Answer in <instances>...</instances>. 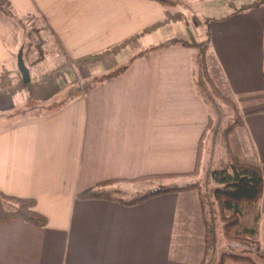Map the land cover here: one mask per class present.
I'll return each instance as SVG.
<instances>
[{
  "label": "crops",
  "instance_id": "crops-1",
  "mask_svg": "<svg viewBox=\"0 0 264 264\" xmlns=\"http://www.w3.org/2000/svg\"><path fill=\"white\" fill-rule=\"evenodd\" d=\"M8 2L42 36V47H28L32 67L39 64L34 49L58 55L60 66L41 80L26 64V29L0 12V193L33 199L48 221L43 228L0 222V264H199L204 226L197 193L164 194L134 206L77 197L101 182L126 186L194 170L208 117L196 86L198 44L205 41L212 82L244 116L230 136L234 154L259 165L264 180V4L209 18L200 42L176 31L182 20L166 22L176 8L154 0ZM128 39L134 40L116 55L73 64ZM169 40L179 42L136 58L93 88L83 90L62 73L84 80ZM20 51L35 84L30 101L18 87ZM190 179L171 177L162 186ZM254 208L264 221V182Z\"/></svg>",
  "mask_w": 264,
  "mask_h": 264
},
{
  "label": "trees",
  "instance_id": "trees-1",
  "mask_svg": "<svg viewBox=\"0 0 264 264\" xmlns=\"http://www.w3.org/2000/svg\"><path fill=\"white\" fill-rule=\"evenodd\" d=\"M162 5V7L173 9L176 7L175 0H154ZM264 4V0H250V2L242 3L236 6L231 2V8L235 11L247 10L249 8L258 7ZM0 12L8 17L18 21L19 19L13 12L8 0H0ZM181 13L176 12L169 14L166 22L182 20ZM153 26L146 31H151ZM135 39V37H134ZM134 39H128L118 45L110 47L105 51L93 55H87L74 61L75 66L87 65L99 62L102 58L116 55L128 42ZM179 42L178 40H169L158 45L151 46L138 54L129 58L124 65L114 68L109 72L94 76L87 81L85 89L93 88L110 78H113L125 71L129 64L138 57L147 55L148 53L162 49ZM199 54L196 58L198 76L196 78V86L200 96L204 99L208 108V117L206 127L200 137L198 152L196 155L195 167L191 173L181 175H156L141 177L132 181L140 182L151 179L171 178V177H192L195 181L184 186L177 187H159L151 189L143 193H132L129 197H117L114 190L110 186L120 181L101 182L94 187L86 190L78 195L80 200H113L125 206H134L145 202L151 198L172 193H189L198 194L199 205L201 210L202 222L204 226V253L199 264H232L245 263L255 264L250 257L240 256L234 253H221L218 255L217 246L221 240L226 244H249L251 230L246 229L242 224L241 207L256 206L262 198L263 192V175L259 165L251 162L239 161L234 155V149L230 140L233 131L243 124L244 116L240 112L237 104L233 99L224 94L220 88L212 82L207 62L206 50L208 42L198 44ZM53 73L46 75L42 80L52 77ZM35 84L29 83L23 85L19 82L18 87L24 88L28 94V100L32 99V91ZM217 104L224 106L231 112L232 122L223 127L220 133L219 120L220 116L216 113ZM220 135L222 146L226 151L228 164L220 169H211L206 173L204 181H202L203 161L205 157V147L207 141L212 136ZM204 185L208 187V191L204 190ZM22 221L33 226L43 228L48 221L45 216L35 210V202L33 199H24L8 196L0 193V222ZM219 234V238H218Z\"/></svg>",
  "mask_w": 264,
  "mask_h": 264
},
{
  "label": "rangeland",
  "instance_id": "rangeland-1",
  "mask_svg": "<svg viewBox=\"0 0 264 264\" xmlns=\"http://www.w3.org/2000/svg\"><path fill=\"white\" fill-rule=\"evenodd\" d=\"M250 2V0H175L176 9L175 13L179 12L183 16L182 21L179 22L177 27V32H183V34H188L190 37L188 40L190 41H200L203 42L204 33L206 30V23L209 18H215L221 16L222 14H226L227 11L231 10V2L236 3V6L241 5L245 2ZM30 19H22V27L26 29L25 34V50H26V64L29 68H32L36 72V74L41 78V80L47 75L53 73V75L57 74L59 71L58 63L60 62V58L56 54H51V52L47 50H43L42 52L38 50L34 51V56L38 59L39 64L33 65L30 63L29 53L31 50L28 49L31 43H38L39 48L42 45V36L36 32V27L30 22ZM129 43V42H128ZM127 43V44H128ZM42 47V46H41ZM124 56V55H123ZM122 56V57H123ZM120 58V56H119ZM127 56L123 57L121 64H125L127 61ZM126 60V61H125ZM97 63V62H96ZM74 64V62H73ZM94 64V63H93ZM91 65V64H87ZM80 65V66H87ZM63 66V65H62ZM79 67V66H75ZM64 75H67V78L71 80H76L79 82V87L84 90L85 84L87 81H90L94 76H98L100 74H96L93 76H89L87 79H80L79 75L69 71H63ZM210 76V75H209ZM66 77V76H65ZM73 80V81H74ZM22 83V82H21ZM216 86V85H215ZM72 90L70 92H78V90ZM222 91V90H221ZM224 93V92H223ZM216 113L220 116L219 120V130L223 127L228 126L232 122L231 112L225 108L217 104ZM231 140V139H230ZM205 157L203 161V173H202V181H204L206 173L211 169H220L225 167L228 164V158L225 149L222 146V140L220 135L212 136L209 141H207V145L205 147ZM235 155V154H234ZM236 157V156H235ZM170 178H161V179H151L146 181H140L129 183L130 185L124 186V184H113L110 186V189L114 190V195L117 197H129L132 193H143L149 191L151 189L165 187L162 186L163 182H169ZM195 179V178H194ZM196 180V179H195ZM195 180H185L181 181V183H192ZM170 183V182H169ZM172 183V182H171ZM204 190L208 191V187L204 185ZM241 215H242V224L246 229L251 230L250 242L249 244H226L223 241L218 242L217 253L220 255L221 253H234L244 257H250L254 260L255 264H264V221L259 222L258 216L254 206H242L241 207ZM219 238V234H218ZM186 247V246H184ZM215 264V263H211Z\"/></svg>",
  "mask_w": 264,
  "mask_h": 264
},
{
  "label": "water",
  "instance_id": "water-1",
  "mask_svg": "<svg viewBox=\"0 0 264 264\" xmlns=\"http://www.w3.org/2000/svg\"><path fill=\"white\" fill-rule=\"evenodd\" d=\"M17 67L18 71L21 76V82L23 85L29 84L30 83V74L29 70L27 69L24 60H23V55L22 51H20L17 55Z\"/></svg>",
  "mask_w": 264,
  "mask_h": 264
}]
</instances>
